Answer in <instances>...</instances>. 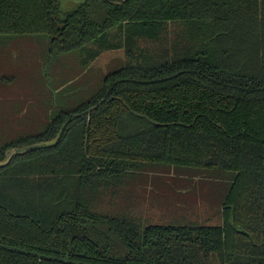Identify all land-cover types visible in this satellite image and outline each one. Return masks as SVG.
Returning <instances> with one entry per match:
<instances>
[{
  "label": "trees",
  "instance_id": "obj_1",
  "mask_svg": "<svg viewBox=\"0 0 264 264\" xmlns=\"http://www.w3.org/2000/svg\"><path fill=\"white\" fill-rule=\"evenodd\" d=\"M24 35L111 65L0 147V264H264V0H0V45ZM150 172L218 183L223 223H145Z\"/></svg>",
  "mask_w": 264,
  "mask_h": 264
},
{
  "label": "rangeland",
  "instance_id": "obj_2",
  "mask_svg": "<svg viewBox=\"0 0 264 264\" xmlns=\"http://www.w3.org/2000/svg\"><path fill=\"white\" fill-rule=\"evenodd\" d=\"M84 1L59 0V5L66 13ZM19 37L0 45L3 48V53L0 52V147L18 136L37 133V129L43 131L50 117L56 116L65 104L78 107L84 103L100 90L111 65V54H104L86 67L75 52H51L47 35ZM21 111L26 113L15 117ZM2 121L9 124L1 126ZM149 174L142 179L143 187L132 188L136 209L132 208L145 223H223L220 204L223 190L218 183L207 182V186H203L196 181L195 185L190 184L191 188L184 183L171 188V179L180 181L183 175L169 176L161 172L155 178L154 173ZM115 206L116 211L123 210L128 202L122 200Z\"/></svg>",
  "mask_w": 264,
  "mask_h": 264
},
{
  "label": "water",
  "instance_id": "obj_3",
  "mask_svg": "<svg viewBox=\"0 0 264 264\" xmlns=\"http://www.w3.org/2000/svg\"><path fill=\"white\" fill-rule=\"evenodd\" d=\"M30 150V149H28ZM28 150H18V151H15L14 153L11 154V156L9 157V159L4 163V164H7L8 162H10V160L12 159V157L15 155V154H20V153H24Z\"/></svg>",
  "mask_w": 264,
  "mask_h": 264
}]
</instances>
